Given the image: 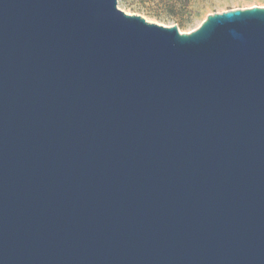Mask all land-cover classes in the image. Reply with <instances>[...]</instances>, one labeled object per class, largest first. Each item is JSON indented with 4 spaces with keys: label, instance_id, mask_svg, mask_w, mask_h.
Here are the masks:
<instances>
[{
    "label": "water",
    "instance_id": "water-1",
    "mask_svg": "<svg viewBox=\"0 0 264 264\" xmlns=\"http://www.w3.org/2000/svg\"><path fill=\"white\" fill-rule=\"evenodd\" d=\"M0 264H264V7L0 0Z\"/></svg>",
    "mask_w": 264,
    "mask_h": 264
},
{
    "label": "rangeland",
    "instance_id": "rangeland-1",
    "mask_svg": "<svg viewBox=\"0 0 264 264\" xmlns=\"http://www.w3.org/2000/svg\"><path fill=\"white\" fill-rule=\"evenodd\" d=\"M254 6L264 7V0H117L125 13L163 26L176 25L183 33L195 29L209 14Z\"/></svg>",
    "mask_w": 264,
    "mask_h": 264
},
{
    "label": "trees",
    "instance_id": "trees-1",
    "mask_svg": "<svg viewBox=\"0 0 264 264\" xmlns=\"http://www.w3.org/2000/svg\"><path fill=\"white\" fill-rule=\"evenodd\" d=\"M185 3H187L188 0H183Z\"/></svg>",
    "mask_w": 264,
    "mask_h": 264
}]
</instances>
